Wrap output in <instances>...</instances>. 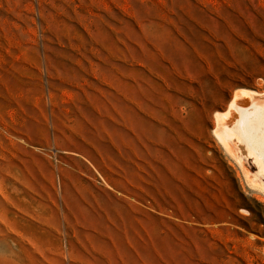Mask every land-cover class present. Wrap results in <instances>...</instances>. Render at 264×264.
<instances>
[{"label": "rangeland", "instance_id": "obj_1", "mask_svg": "<svg viewBox=\"0 0 264 264\" xmlns=\"http://www.w3.org/2000/svg\"><path fill=\"white\" fill-rule=\"evenodd\" d=\"M242 89L264 0H0V264H264Z\"/></svg>", "mask_w": 264, "mask_h": 264}, {"label": "bare ground", "instance_id": "obj_2", "mask_svg": "<svg viewBox=\"0 0 264 264\" xmlns=\"http://www.w3.org/2000/svg\"><path fill=\"white\" fill-rule=\"evenodd\" d=\"M236 91L235 99L229 105L236 114L231 115L233 116L231 122L220 123L216 131L221 137H231V135L240 137L264 174V91L246 89ZM228 114H231V111Z\"/></svg>", "mask_w": 264, "mask_h": 264}]
</instances>
